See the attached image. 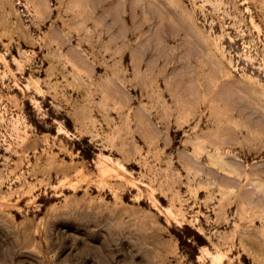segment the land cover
<instances>
[{"label":"rangeland","instance_id":"rangeland-1","mask_svg":"<svg viewBox=\"0 0 264 264\" xmlns=\"http://www.w3.org/2000/svg\"><path fill=\"white\" fill-rule=\"evenodd\" d=\"M0 264H264V0H0Z\"/></svg>","mask_w":264,"mask_h":264}]
</instances>
